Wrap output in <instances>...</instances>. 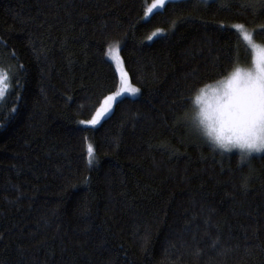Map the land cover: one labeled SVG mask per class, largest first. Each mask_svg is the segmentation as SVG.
<instances>
[{
	"label": "trees",
	"instance_id": "obj_1",
	"mask_svg": "<svg viewBox=\"0 0 264 264\" xmlns=\"http://www.w3.org/2000/svg\"><path fill=\"white\" fill-rule=\"evenodd\" d=\"M151 2L0 0V264H264V154L222 155L186 121L246 46L218 25L258 29L264 9L170 0L146 19ZM117 43L141 95L84 126L119 86Z\"/></svg>",
	"mask_w": 264,
	"mask_h": 264
},
{
	"label": "clouds",
	"instance_id": "obj_2",
	"mask_svg": "<svg viewBox=\"0 0 264 264\" xmlns=\"http://www.w3.org/2000/svg\"><path fill=\"white\" fill-rule=\"evenodd\" d=\"M190 106V126L213 150L245 156L264 153V66L234 64L199 85Z\"/></svg>",
	"mask_w": 264,
	"mask_h": 264
},
{
	"label": "snow or ice",
	"instance_id": "obj_3",
	"mask_svg": "<svg viewBox=\"0 0 264 264\" xmlns=\"http://www.w3.org/2000/svg\"><path fill=\"white\" fill-rule=\"evenodd\" d=\"M165 5H166V0H155L152 6L149 9H147L146 15L152 13L154 9L162 8ZM242 6L252 9H255L256 7H260L264 9V0H251L250 3ZM218 27L221 28L231 27L237 30L240 36L242 37L243 41L246 42L247 48L250 49L251 63L256 68H261L262 66H264V45L257 43L254 39V35L257 31H264V25H260L258 29H252V30H248L245 24L243 23H236L232 25L220 24L218 25ZM162 32H163L162 29H157L155 32L152 33V36H150L149 39H152L153 37L157 36ZM113 53L115 54L113 55ZM109 55L112 56V58L114 59L117 66V70L119 71V86L115 92L104 97L103 104L100 106V108L96 110V113L91 117V119L79 121V123L81 124L91 125V126L97 125L100 122V120L107 113L110 112V110L113 107V104L117 101L118 97H120L122 94H130L135 96L140 92V89L131 83L128 73L125 71L123 67V61L119 56V47L117 46L115 49H110ZM9 79L10 78L8 72H6L3 69H0V103L3 102V98L5 97L6 92L9 91ZM17 87H19V85H17ZM19 99L20 97L17 96V102L19 101ZM14 111L15 109H13V112ZM87 153H88V163L92 164L94 160V148L92 144H88ZM221 154L224 155V153ZM240 156H241V163H244L246 162V160L253 158L254 154L247 156L241 154Z\"/></svg>",
	"mask_w": 264,
	"mask_h": 264
},
{
	"label": "rangeland",
	"instance_id": "obj_4",
	"mask_svg": "<svg viewBox=\"0 0 264 264\" xmlns=\"http://www.w3.org/2000/svg\"><path fill=\"white\" fill-rule=\"evenodd\" d=\"M168 1H170V0H166V3L168 2ZM204 1H212V0H204ZM155 2V0H152V2L148 5V7H147V9H149L151 6H152V4ZM164 7H162V8H157V9H154L153 10V12L152 13H149V14H147L146 15V12H147V9H146V11H145V14H144V18H149L155 11H158V10H161V9H163ZM248 29V28H247ZM248 30H252V29H248ZM162 33H164V32H162ZM162 33H160V34H158L157 36H159V35H161ZM156 37V36H155ZM254 39H255V41L257 42V43H261L260 41H258L256 38H255V36H254ZM119 47L120 45H119V43H117V44H113V45H111V47H109L108 48V51H107V57L109 58V60H111L112 62H113V64H114V66H115V68H116V71H117V74H118V76H119V71L117 70V66H116V63H115V61H114V59L112 58V56H110L109 55V50L110 49H115L116 47ZM115 53H113V55H114ZM119 56H120V58H121V60L123 61V59H122V56H121V54H120V50H119ZM251 62V52H250V49H248L247 48V45L245 46V48L244 49H242V52H241V54L238 56V59H237V62H236V64L237 63H240V64H248V63H250ZM123 67H124V69H125V66H124V63H123ZM126 71V70H125ZM132 83V82H131ZM133 84V83H132ZM134 86H136L135 84H133ZM136 87H138V86H136ZM139 88V87H138ZM140 89V88H139ZM117 90V89H116ZM115 92V91H114ZM112 94V93H111ZM110 95V94H109ZM140 95H141V90H140V92L138 93V94H136L135 96H133V95H130V94H122L120 97H118L117 98V101L118 100H120V99H122V98H124V97H132V98H138V97H140ZM116 101V102H117ZM103 102H104V99L102 100V102H101V104L99 105V107L98 108H100V106L103 104ZM116 102L113 104V107H112V109L110 110V112L109 113H107L101 120H100V122L97 124V125H95V126H98V125H100L112 112H113V110H114V107H115V104H116ZM96 113V112H95ZM91 119V118H90ZM186 121H188V119H186ZM82 125H84V124H82ZM190 125V124H189ZM84 126H89V127H95V126H91V125H84ZM233 153H236V152H233ZM262 154H264V153H262ZM254 155H257V154H254ZM258 155H261V154H258Z\"/></svg>",
	"mask_w": 264,
	"mask_h": 264
}]
</instances>
